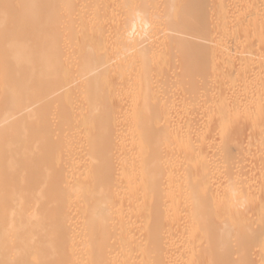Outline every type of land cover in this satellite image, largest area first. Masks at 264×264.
I'll list each match as a JSON object with an SVG mask.
<instances>
[{
	"label": "bare ground",
	"instance_id": "6f19581e",
	"mask_svg": "<svg viewBox=\"0 0 264 264\" xmlns=\"http://www.w3.org/2000/svg\"><path fill=\"white\" fill-rule=\"evenodd\" d=\"M208 1L0 0V264H264V0Z\"/></svg>",
	"mask_w": 264,
	"mask_h": 264
},
{
	"label": "rangeland",
	"instance_id": "374dc122",
	"mask_svg": "<svg viewBox=\"0 0 264 264\" xmlns=\"http://www.w3.org/2000/svg\"><path fill=\"white\" fill-rule=\"evenodd\" d=\"M221 1V0H220ZM220 1L219 0H209L206 4V6H208L210 9H208V10H210V11H212L211 12V18L212 19H214L215 20V18H216V9H218L219 7V3H220ZM229 0H224V2H227V3H229L228 2ZM210 3V4H209ZM218 7V8H217ZM215 16V18H213ZM209 28H210V30L212 31L213 29H211V26H208ZM209 28H208V30H209ZM213 32H214V30H213ZM211 33V32H210ZM212 34V33H211ZM211 36V38H209V40L210 39H212L213 38V36L212 35H210ZM183 37H186L187 39H189V40H192V41H196V42H199L200 40L199 39H197V38H194V37H189V36H183ZM217 37H215L214 36V38H213V42L210 40V41H207L205 44L206 45H208L209 47H213L214 48V41H216L215 39H216ZM220 39H218L219 41L222 39V36H220L219 37ZM219 41H217L216 43H218ZM202 42H204V41H202ZM210 43V44H209ZM213 43V44H212ZM216 43H215V45H216ZM212 45V46H211ZM208 74H210L209 72H207ZM185 78V70H184V67H183V65H180V66H178L177 67V69H176V71H175V75H174V77L173 78H175L174 80H173V78H172V82H174V83H172V89H171V92H172V95H174V97L176 98V100L178 101V103H179V106H180V103H181V108L182 107H184V109L186 110V112L189 114V115H191V117H190V121H191V123H190V126H191V124H192V126L193 125H195L196 123H199V124H201V123H203L204 125H205V122H206V124L211 120L210 118L212 117V119H213V115L215 114V112H216V109H214L215 108V105H214V103L213 102H215V100H216V98L215 97H217L216 95H214L215 94V92L214 91H216V89H217V85L215 86V87H213L212 85L211 86H208L207 88H205L204 86H203V84L202 83H206V82H204V81H207V80H209L208 78H209V76H205V75H201V74H195V78H194V80H196V81H198V82H200V88H201V93H203L202 94V96H204L205 98H203L202 96H201V102H196V101H194L193 99H191L190 98V95L188 94L189 92H188V89H187V86L184 84V78ZM205 85V84H204ZM202 87H203V89H202ZM210 87V88H209ZM204 88H205V90H204ZM213 88H215V89H213ZM205 91V93H204V91ZM211 90H213V91H211ZM179 91V92H178ZM178 93V94H177ZM180 93V94H179ZM217 93H218V91H217ZM214 96H213V95ZM228 95V96H227ZM227 95H225V96H227V97H229V94H227ZM214 98H213V97ZM208 97V98H207ZM211 97H212V99L214 100H212L211 99ZM187 99V100H186ZM203 101V102H202ZM204 101L206 102V103H204ZM211 103H210V102ZM202 103H204L203 104V106H201V104ZM213 103V105H214V108L212 107V105H210V104H212ZM184 104V105H183ZM197 104H198V106H197ZM206 104V105H205ZM205 106V108L206 109H204L203 107ZM183 109V108H182ZM188 109V110H187ZM203 109V111L204 110H206V111H204V112H202V111H200V110H202ZM214 110V111H212V110ZM190 112V113H189ZM213 112V113H212ZM205 113V114H204ZM174 114V113H173ZM203 115V116H202ZM207 115V116H206ZM200 117V118H199ZM202 117V118H201ZM206 117V118H205ZM194 118V119H193ZM198 118V119H197ZM204 118V119H203ZM205 122H204V121ZM207 120H209L208 122H207ZM195 121H197V122H195ZM203 121V122H202ZM210 122H212V120L210 121ZM210 122H209V124L208 125H210ZM195 123V124H194ZM198 124V125H199ZM203 124H201L202 126H204ZM201 125H199V127H202ZM191 126V127H192ZM248 133L247 132H244V134L243 135H247ZM240 138V137H239ZM238 138V139H239ZM223 139V140H222ZM224 139H225V137L224 136H222V138L220 137V139L218 138V140H219V142L221 143V141H224ZM218 140H217V147L219 146V144L220 143H218ZM236 141V140H235ZM237 142V141H236ZM215 146V147H216ZM221 154H217V156H216V163H215V173H216V176L218 175V173H219V177L222 175L223 177L225 176L224 175V173H227V171L226 170H228V165H227V163H226V159H224V157H225V152H224V154H223V152H220ZM221 156H223V157H221ZM253 156H251V157H249L248 156V165H249V163H250V165H249V167H248V165L247 166H245V167H247V169H249V171H247V172H251V174H252V172L254 171V169L257 171V169L259 168V171H262L261 169L263 168L264 169V164H262V163H259V162H262V160H264L263 158H262V156L259 158V157H254V158H256V159H250V158H252ZM221 158H222V160H221ZM224 159V160H223ZM249 159H250V161H249ZM259 159H260V161H259ZM218 160V161H217ZM224 161V162H223ZM258 161V162H257ZM253 162L255 163V165L253 164ZM259 164V165H261V167L262 168H260V167H258L259 165L257 164V163ZM251 164H253L254 166L253 167H255L256 165H258V166H256L255 168H252L251 169ZM227 165V166H226ZM224 166H225V169L226 170H224ZM258 167V168H257ZM253 170V171H251V170ZM222 170H223V172H222ZM219 171V172H218ZM226 171V172H225ZM221 172V173H220ZM223 173V174H222ZM254 173V172H253ZM250 175V174H249ZM221 176V177H222ZM218 177V176H217ZM255 222L256 220H252V222ZM257 250V249H256ZM255 252V251H254ZM260 252V250H258V253ZM260 255V254H259Z\"/></svg>",
	"mask_w": 264,
	"mask_h": 264
}]
</instances>
